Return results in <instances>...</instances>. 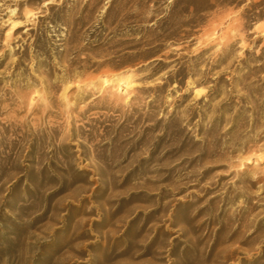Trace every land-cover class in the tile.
<instances>
[{
	"label": "rangeland",
	"instance_id": "1",
	"mask_svg": "<svg viewBox=\"0 0 264 264\" xmlns=\"http://www.w3.org/2000/svg\"><path fill=\"white\" fill-rule=\"evenodd\" d=\"M224 1L0 0V264H264V0Z\"/></svg>",
	"mask_w": 264,
	"mask_h": 264
},
{
	"label": "trees",
	"instance_id": "2",
	"mask_svg": "<svg viewBox=\"0 0 264 264\" xmlns=\"http://www.w3.org/2000/svg\"><path fill=\"white\" fill-rule=\"evenodd\" d=\"M235 6L234 3H228L224 0H173V11L180 7H185L184 15L189 16L190 10L194 9V18H201L203 15H209L213 11L219 8H228ZM250 21L252 19H249ZM199 23L193 22V26H197Z\"/></svg>",
	"mask_w": 264,
	"mask_h": 264
},
{
	"label": "bare ground",
	"instance_id": "3",
	"mask_svg": "<svg viewBox=\"0 0 264 264\" xmlns=\"http://www.w3.org/2000/svg\"><path fill=\"white\" fill-rule=\"evenodd\" d=\"M19 26L17 24H14V26L11 28V30H14L16 28H18Z\"/></svg>",
	"mask_w": 264,
	"mask_h": 264
}]
</instances>
